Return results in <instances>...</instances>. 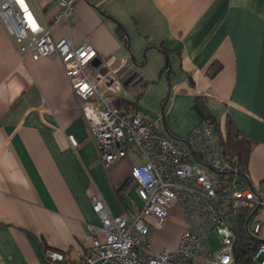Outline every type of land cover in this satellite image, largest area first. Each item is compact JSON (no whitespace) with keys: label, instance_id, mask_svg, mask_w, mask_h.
Returning <instances> with one entry per match:
<instances>
[{"label":"crops","instance_id":"0c3cea01","mask_svg":"<svg viewBox=\"0 0 264 264\" xmlns=\"http://www.w3.org/2000/svg\"><path fill=\"white\" fill-rule=\"evenodd\" d=\"M26 1L41 24L56 10L55 0ZM52 36L91 44L110 72L133 56L141 80L125 73L100 91L110 101L133 100L137 111V98L155 80L149 58L164 62L159 72L173 82L156 115L159 132L184 137L201 121L193 107L200 97L220 126L228 121L247 139L249 180H264V0H78L70 22ZM95 70L85 66L88 75ZM141 162L130 155L106 169L63 65L20 56L0 23V264H56L48 250L72 263L102 237L95 191L113 215L131 216L132 204H141L130 177ZM183 228L174 206L165 225H152L151 249H173Z\"/></svg>","mask_w":264,"mask_h":264},{"label":"built area","instance_id":"2783aa9c","mask_svg":"<svg viewBox=\"0 0 264 264\" xmlns=\"http://www.w3.org/2000/svg\"><path fill=\"white\" fill-rule=\"evenodd\" d=\"M77 1L55 0L54 14L41 24L26 0H2L0 23L20 56L49 57L63 65L106 169L130 155L142 161L130 169L141 204H132L131 216L113 215L95 191L91 205L101 219L102 237L94 236L72 263L59 252L48 250V257L56 264H238V222L250 211L243 243L254 246L247 264H264V239L256 237L264 221L250 219L264 209V190L241 179L221 135L208 120L177 140L159 132L158 117L146 118L135 109L121 111L103 97L98 87L102 78L85 71L96 56L95 48L52 36L57 25L70 22ZM70 143L76 145L72 136ZM174 206L184 216L178 242L173 249L153 251L151 227L165 225ZM209 232L220 242L215 250L208 242Z\"/></svg>","mask_w":264,"mask_h":264},{"label":"trees","instance_id":"16d2710c","mask_svg":"<svg viewBox=\"0 0 264 264\" xmlns=\"http://www.w3.org/2000/svg\"><path fill=\"white\" fill-rule=\"evenodd\" d=\"M116 32L122 42L125 44L127 43V36L124 32V29L118 25L116 27ZM219 68V65L215 64L210 66L209 75H213L217 69ZM111 105L113 107H116L124 112H129L134 109L135 102L133 100H128L123 97H117L114 100H112ZM202 100L200 97L194 98V109L199 114L201 120H208L215 130L219 132L221 135V143L227 154L230 158L234 159L235 166L237 167V171L239 176H241V179L245 182H249L248 173H247V165L249 160V144L247 142V139L245 136H243L242 133L238 129H236L230 122L226 121L223 126H220L219 123L216 121L214 116L207 110L202 108ZM260 188H264V180H262L259 184ZM264 190V189H262ZM250 214V211L247 212V214H242L239 218L238 222V229L237 233L239 236V239L237 241V260L238 264H247L251 250L253 249L252 246H254V243H251L249 246L247 243L244 244L243 241L246 236V218ZM254 215H251V220L254 218ZM249 219V220H250Z\"/></svg>","mask_w":264,"mask_h":264},{"label":"rangeland","instance_id":"374dc122","mask_svg":"<svg viewBox=\"0 0 264 264\" xmlns=\"http://www.w3.org/2000/svg\"><path fill=\"white\" fill-rule=\"evenodd\" d=\"M141 55L144 58L145 52L142 51ZM163 64L164 62L160 63L156 60L155 56L149 58V61L147 62V70L150 75L155 77V80L146 84V92L141 94V96L136 100V108L138 111L142 114L145 113V115L149 118L156 117V115L159 114L161 106L163 105V100L166 99V95L168 93V84L173 82V78H170L169 80L165 71L159 72L160 68L162 70ZM106 99L109 100L108 97H106ZM166 101L167 100H165V104ZM254 220L264 221V209L259 208V210L254 215ZM256 237L259 239H264V223H262L261 233L256 235ZM207 239L213 250L220 246V242L214 232H209Z\"/></svg>","mask_w":264,"mask_h":264},{"label":"water","instance_id":"95a60500","mask_svg":"<svg viewBox=\"0 0 264 264\" xmlns=\"http://www.w3.org/2000/svg\"><path fill=\"white\" fill-rule=\"evenodd\" d=\"M94 68H96L93 76L96 79H101L98 87L100 90H104L107 85L113 84L115 81H118L123 74H127L128 80L135 79V83H138L141 78L138 77V70L139 67L138 63L134 60L133 56L130 57V60L127 64L120 67L117 71L110 72L108 71V67L102 63V61L95 56L91 62ZM125 84V81L123 82Z\"/></svg>","mask_w":264,"mask_h":264}]
</instances>
